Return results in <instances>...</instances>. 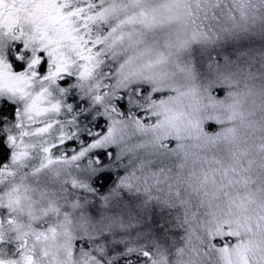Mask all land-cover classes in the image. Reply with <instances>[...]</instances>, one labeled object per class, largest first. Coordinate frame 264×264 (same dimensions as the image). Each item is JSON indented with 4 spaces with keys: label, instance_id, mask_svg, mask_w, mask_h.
I'll return each instance as SVG.
<instances>
[{
    "label": "snow or ice",
    "instance_id": "1",
    "mask_svg": "<svg viewBox=\"0 0 264 264\" xmlns=\"http://www.w3.org/2000/svg\"><path fill=\"white\" fill-rule=\"evenodd\" d=\"M0 264H264V0H0Z\"/></svg>",
    "mask_w": 264,
    "mask_h": 264
}]
</instances>
